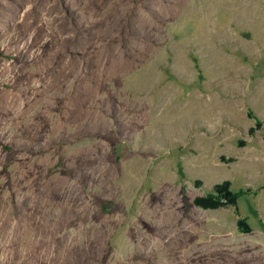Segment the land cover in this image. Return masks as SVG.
Instances as JSON below:
<instances>
[{
    "label": "rangeland",
    "instance_id": "obj_1",
    "mask_svg": "<svg viewBox=\"0 0 264 264\" xmlns=\"http://www.w3.org/2000/svg\"><path fill=\"white\" fill-rule=\"evenodd\" d=\"M0 264H264V0H0Z\"/></svg>",
    "mask_w": 264,
    "mask_h": 264
}]
</instances>
